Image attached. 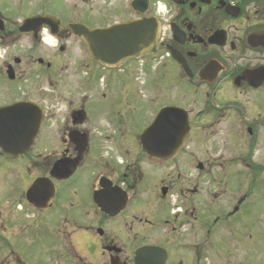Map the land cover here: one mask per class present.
Here are the masks:
<instances>
[{
	"label": "flooded vegetation",
	"instance_id": "flooded-vegetation-1",
	"mask_svg": "<svg viewBox=\"0 0 264 264\" xmlns=\"http://www.w3.org/2000/svg\"><path fill=\"white\" fill-rule=\"evenodd\" d=\"M98 1L0 0V85L18 84L22 91L9 101L0 94V108L32 103L44 112L28 151L9 156L0 149V264H27L16 245L21 234L34 238L28 245L40 243L42 264H212L213 259L215 264H245L242 161L234 172L213 174L210 162L196 160L190 140L196 128L211 132L223 124L228 133L246 129L253 145H264V108L258 103L264 81L255 90L259 81L248 79L264 69V0H141L147 5L144 16L131 8L137 0H123V9L113 5L112 12L128 16L113 24L141 18L159 22L157 52L145 57L141 71L147 94L134 93L132 78L127 84L115 78L117 70L91 57L89 62L77 59L62 78L66 87L76 88L71 91L103 87L114 92L118 84L124 94H84L79 100L62 95L58 112L65 115L57 124L56 113L47 110L53 77L64 71L63 57L79 41L72 27L110 26H93L83 18L84 5ZM117 1L122 0L110 4ZM159 4L166 8L163 16L157 13ZM96 9L97 4L86 17L93 18ZM50 39L56 41L54 52ZM180 83L206 88L196 117L210 126L195 128L188 112L190 131L178 155L156 160L145 145L160 149L164 144L157 137L143 143L142 137L161 110L184 109L178 99L164 103L165 85ZM216 86L228 93L212 94ZM246 95L257 99L251 102L254 109L244 104ZM54 119L57 138L39 143ZM253 167V173L257 168L264 172V165ZM231 179L236 194L224 206L212 207L213 199L226 196ZM37 181H43L40 196L29 203L27 192ZM212 185H218L214 192ZM250 237L246 245L258 252L264 239ZM250 260L247 264H264L252 254Z\"/></svg>",
	"mask_w": 264,
	"mask_h": 264
},
{
	"label": "rangeland",
	"instance_id": "rangeland-1",
	"mask_svg": "<svg viewBox=\"0 0 264 264\" xmlns=\"http://www.w3.org/2000/svg\"><path fill=\"white\" fill-rule=\"evenodd\" d=\"M111 1L112 0H107L106 4H104L103 0H100L96 3L85 4L83 10V14L85 16L83 17L84 20H88V22H91V25L93 26H105L112 25L113 23L120 22L127 18L128 16L126 17L123 12L118 13V11L116 13L112 12L111 10L115 9L113 5L119 6V8L123 9L125 2L122 0L121 2L117 1L116 4H110ZM113 3L115 2L113 1ZM95 4L100 6V9L99 11L98 9H96V11L98 12L92 15L93 18L88 19L86 16L91 15L92 7ZM159 14L163 16V14ZM130 17H134L133 13H130ZM48 44L52 47V52H54L55 47L53 46L56 45V41L51 40V42ZM81 58H85L88 62L90 61V55L88 53L86 45L80 41L75 40L74 42H72V50L70 51L68 56L63 57L62 67L64 71L60 72V70H58V74L53 77V92L51 94V102L50 104H48L49 110L47 111L50 114L56 113L57 124L60 123L63 116L65 115L62 110L61 112H58L64 105L61 101H59V99L62 98V95L75 96L79 100V97L84 94L96 95L106 93L108 95L114 94L120 96L124 94V92L122 91L123 88L118 87V84L114 92L103 91V87H99L98 91H95L92 88H79L75 91H71L72 89H76L75 87H73V85L66 87L63 83L64 81L62 80V78H64L67 75V72L70 71L74 61ZM169 70L171 69L169 68ZM120 74H123L120 77L126 82V84L127 78H132V80H135L136 83L133 82V88H135L137 92L133 90L134 93H138L139 91L140 94L141 92L144 95L147 94V92L143 89V85H141L145 79V76H141L138 64H132V67H127L126 64L121 72H116V78H118ZM100 85H103V83L101 82ZM165 86V91L163 93V95H165L164 103H172L178 99L176 102H178V104L182 106V108L186 109L187 112L191 113V119L194 120L195 128L200 126H204L203 128H208L210 126L206 119L202 118L204 119L202 121V119L199 120L196 117L198 112L203 109V101L205 100V96L207 94L206 88L202 87L194 90V88H191L189 86L187 87L182 83L173 87L169 85ZM18 87V84L3 83L2 86L0 85V94L4 95V101H9L18 97L20 98V95H22V91H19ZM213 93L217 94V96H221L226 95L228 92L224 91V87L216 86L212 88V94ZM261 97L262 98H260L258 103L262 108H264V95ZM255 100L257 99L254 98V95H246L244 104H249V107L254 109V105L252 106L251 102ZM77 104L80 105L79 103H76L75 105ZM215 104H217V102H215ZM152 113L154 115L155 111H153ZM149 117L151 118V116ZM56 119H54L49 124V127L47 129L45 128L44 132L41 135L39 143L52 142L54 141V138H57L58 134L57 132H55V126L57 125ZM211 130L212 131L210 132V130H199L197 128L194 129V133H192V135L195 138H193V140H190L191 151H194L196 160L205 159L207 163L210 162L212 164L213 174L216 173L218 175L222 174L221 172L223 170L228 173L234 172L235 169L240 168L239 160H243V170H239V172L243 173L244 191H242V193L243 195L247 194V198L249 199L248 202H246L243 206V239L245 240V247L243 251L245 260L244 263L247 264L248 261H251V254L252 256L255 255V257H259L261 261H264V243L260 245L258 252H252V248L246 245L248 244L246 243V241L251 240V235L252 239H264V237L262 238L260 235L261 232H264V172L257 168L256 172L253 173L254 165H264V145H261L260 143L257 144V142L255 145H253L254 138L250 137L247 134L246 129L242 133H228L226 132L225 125L222 124L211 128ZM235 138L238 141H236ZM249 159L251 161V164L253 165H249L246 167V165L249 163ZM231 181L232 182L231 184L229 182V187L227 189V197L225 196L220 200L213 199V204L211 205L212 207L224 206L226 199L229 196H234L236 194L237 191L235 180L231 179ZM212 186L213 188L211 190H213L214 192L218 188V185ZM29 239L34 238L27 234H21L18 237L16 245L20 249L19 255L27 264H31L30 262L35 261H38V264H42L41 258H38V252H40L38 250V247L40 246V243H36L33 246L28 245L27 243ZM212 264H215L214 259L212 260Z\"/></svg>",
	"mask_w": 264,
	"mask_h": 264
},
{
	"label": "water",
	"instance_id": "water-1",
	"mask_svg": "<svg viewBox=\"0 0 264 264\" xmlns=\"http://www.w3.org/2000/svg\"><path fill=\"white\" fill-rule=\"evenodd\" d=\"M133 10L140 16L146 14L147 5L137 0L132 3ZM74 34L83 39L93 59L106 67L116 68L130 59L156 53L160 25L157 19L143 18L129 23L116 24L104 29L90 30L83 25L72 27ZM210 69V68H209ZM10 79H13L12 74ZM249 82L255 88L264 81V69L250 76ZM259 79V80H258ZM214 80H209L212 83ZM43 122V112L34 104H14L0 109V148L7 155H21L34 142ZM189 115L179 108H168L161 111L154 124L144 133L142 142L147 143L154 138L164 144L160 149L146 150L157 159L173 157L184 143L189 133ZM60 165L55 167L59 171ZM43 181H38L29 190L28 199L34 202V196L39 197Z\"/></svg>",
	"mask_w": 264,
	"mask_h": 264
},
{
	"label": "bare ground",
	"instance_id": "bare-ground-1",
	"mask_svg": "<svg viewBox=\"0 0 264 264\" xmlns=\"http://www.w3.org/2000/svg\"><path fill=\"white\" fill-rule=\"evenodd\" d=\"M164 10H165L164 8L160 7V12H161V13H162ZM48 42L50 43L51 41L48 40Z\"/></svg>",
	"mask_w": 264,
	"mask_h": 264
}]
</instances>
